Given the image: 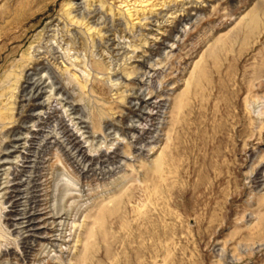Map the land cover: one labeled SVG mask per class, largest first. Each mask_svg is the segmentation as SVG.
Instances as JSON below:
<instances>
[{"label": "rangeland", "instance_id": "374dc122", "mask_svg": "<svg viewBox=\"0 0 264 264\" xmlns=\"http://www.w3.org/2000/svg\"><path fill=\"white\" fill-rule=\"evenodd\" d=\"M47 62L99 136L76 131L86 153L123 158L82 193L65 150L45 149L36 172L69 218L32 264H264V0H0V158ZM147 75L144 96L167 106L139 154L128 126L145 124L135 103ZM114 127L126 133L111 141ZM9 207L0 198V264L22 251Z\"/></svg>", "mask_w": 264, "mask_h": 264}, {"label": "bare ground", "instance_id": "6f19581e", "mask_svg": "<svg viewBox=\"0 0 264 264\" xmlns=\"http://www.w3.org/2000/svg\"><path fill=\"white\" fill-rule=\"evenodd\" d=\"M80 10L78 13L81 12ZM61 57V51L55 50V58ZM50 67L47 62L46 66L39 67L37 76L29 79L22 99L26 108L25 120L21 129L9 134L1 152L0 198L9 203L10 211H8L7 220L15 227L19 243L22 245V251L16 252L17 254L5 251L4 257L9 259L8 264L12 260L19 264H32L34 259L40 257L43 252H54L61 245L64 231H66L65 221L69 218V214L58 206L51 205L47 197L48 192L44 188V174L36 172L39 166L42 167L40 164L46 161L42 153L46 152L50 146L52 148L55 144L65 150L63 152H66L68 160L72 163L71 166L84 181L82 186L79 184L83 188L80 189L82 193L94 184L106 183L122 168L123 155L118 148L113 151L109 148L107 151H102L100 148L94 156L86 153V147L76 131H82L83 138L91 145L99 136L91 134L88 130L90 121L84 116L85 109L68 101L67 97L61 96L64 93L63 88L58 86L56 80L50 76ZM147 79L146 82L140 83L142 87L135 103L140 112L138 118H144L145 124L139 126L135 124L138 122H135L128 126L133 131L131 143L139 154L147 151V146L158 140L161 126L164 125L163 116L167 106L163 96L159 101H152V96H144L145 87L150 83L148 75ZM59 105L66 107L64 116L54 114L60 108ZM52 121L57 122L60 130L56 141L48 134ZM23 130L27 132H22ZM119 132L126 133L124 129L119 130L114 127L109 131L108 137L111 136L112 141L114 134L118 135ZM90 138H94L93 142ZM8 256L14 257L10 260Z\"/></svg>", "mask_w": 264, "mask_h": 264}]
</instances>
